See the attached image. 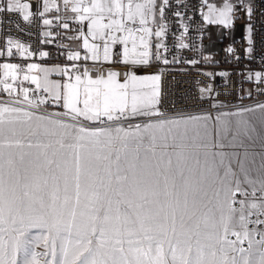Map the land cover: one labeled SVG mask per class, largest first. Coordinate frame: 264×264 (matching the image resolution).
Instances as JSON below:
<instances>
[{"label":"rangeland","instance_id":"obj_1","mask_svg":"<svg viewBox=\"0 0 264 264\" xmlns=\"http://www.w3.org/2000/svg\"><path fill=\"white\" fill-rule=\"evenodd\" d=\"M79 26L82 32L72 35L87 32L91 42L90 25ZM104 27L94 20L93 34L103 35ZM110 67L125 71L109 65L96 73ZM68 92L76 115L69 113L67 123L0 125L2 264H264L256 226L249 231L232 204L237 186L264 180L262 138L232 148L230 136L221 139L217 129L224 151L250 152L241 166L213 147L210 122L148 120L155 101L147 89L121 91L113 77ZM77 98L83 109H76ZM102 116L108 126L90 123ZM137 238L138 244L128 242Z\"/></svg>","mask_w":264,"mask_h":264},{"label":"snow or ice","instance_id":"obj_2","mask_svg":"<svg viewBox=\"0 0 264 264\" xmlns=\"http://www.w3.org/2000/svg\"><path fill=\"white\" fill-rule=\"evenodd\" d=\"M13 0H4L0 4V14L14 13L20 15L22 20L29 26H34L38 20L34 19L37 15L52 11L49 8L52 0H40L37 7L43 9V12L37 14L33 11V5L23 2V0H15V8L12 6ZM56 12L61 11V5L55 0ZM63 13L65 17L69 15V9L73 14V19L78 18L76 32L81 33L79 25L87 22L90 25L92 41H101V44L90 43L87 32L80 36L72 37L73 40L79 39L83 49L87 50L83 57L77 51L75 56L72 51L66 54L67 60L70 62L64 67H43L35 62L24 65L14 63H3L2 67L3 78L0 79V96L7 95V99H0V125L9 121H37L56 122L60 124L67 123L71 120L72 115H76L72 108L69 107L71 97L68 92L69 86L79 87L86 80L91 82L99 81L101 84H107L113 77L117 86L121 91H127L129 88H142L149 90L155 103L153 112L157 116L165 115L163 107V75L165 67L168 70L177 69L179 65L195 66L201 62V58L205 62H212L211 56L203 54L202 45L190 44V30L193 29L192 23L188 22L185 17L188 15V10L191 5L188 0H63ZM27 9V11H25ZM199 12L201 22L196 25L194 31L197 33V39H204V24L218 26L223 29H233L235 20L239 18L240 12L244 13L248 24L246 26V41L249 45L245 49L246 58L249 60L255 59L253 53V18L256 12L255 0H199L198 6L195 9ZM264 14V13H262ZM107 18L108 23L104 20ZM173 18L176 19L178 27L182 31L177 33L172 31ZM98 20L105 25L103 35L99 31L93 34V21ZM45 26L52 25V20L43 19ZM3 20L0 19V25ZM61 27L69 28L68 22H61ZM19 29V25H17ZM123 35H120V34ZM44 42L50 43L49 39L52 36L51 32H44ZM169 36L173 37L172 45L168 44ZM92 44L94 51H89L85 46ZM116 45H120V49H116ZM68 47L67 45H61ZM13 49L22 59L32 57L34 53L29 47L21 44L18 40L13 46L10 38L3 50H0V57H14ZM174 49L178 51H174ZM196 51L200 58L187 59L183 57L182 51ZM224 51L232 55L235 49L232 46L224 49ZM171 53V55H169ZM41 59L48 57L49 53L40 52ZM91 61L93 65H119L125 69L123 73L114 70L113 67L106 71L97 73L94 77L89 71V67L78 61ZM235 60L239 61L240 57L235 56ZM165 66V67H162ZM103 68V67H102ZM261 68H264V60L261 61ZM154 69V71H150ZM183 72V68H179ZM21 74L22 79H21ZM209 77H213L212 73H203ZM217 76L228 77L232 73L220 72ZM244 75V73H238ZM52 76L60 77L59 81H53L49 78ZM123 77V78H121ZM214 78V77H213ZM247 80L253 82L258 89L256 95H264V71L247 72ZM23 82L34 85L24 86ZM39 93V95H37ZM249 92V97H251ZM219 93H213L211 85L206 88L199 89L198 101L202 104L207 103L208 107L217 114L212 115L211 111L201 110L197 113L190 112H172L171 115L176 120L184 121H203L206 124L211 123L213 128V137L215 149L224 157H234L238 165L243 164L244 159L250 154L245 150L242 154L239 152H226V145L222 142L217 143L215 135L219 129V135L223 139L225 133L230 136L229 145L232 148L244 147V141L255 142V138H262L264 142V101H258L253 106L241 105L239 110H234L231 106H225L223 103L217 102ZM242 99V97L240 98ZM55 107L58 111L50 112L49 108ZM77 110L83 109L84 102L79 98L75 101ZM63 116V120H58V117ZM128 119H136V117H127ZM102 119H107L104 117ZM90 123H99V121H90ZM259 129V131H258ZM29 146H31L29 144ZM255 184H259L256 187ZM235 199L232 201L234 209L239 211L241 219H247L249 231L252 228L249 225L254 224L255 232L253 236L256 243L264 252V180L254 181L253 185L245 186L241 189L237 186L234 192ZM237 197H240L237 199ZM238 235V233L236 234ZM99 239L103 242L106 237L102 234ZM130 244L140 243L139 238L130 239ZM114 243L120 244L121 240L117 234L114 238ZM240 243H245L241 240ZM248 247L252 246V238L246 242ZM2 264V262H0ZM125 264H128L126 261Z\"/></svg>","mask_w":264,"mask_h":264},{"label":"built area","instance_id":"obj_3","mask_svg":"<svg viewBox=\"0 0 264 264\" xmlns=\"http://www.w3.org/2000/svg\"><path fill=\"white\" fill-rule=\"evenodd\" d=\"M23 2L30 3L33 5V11L37 14L43 12V9L37 7L40 4V0H23ZM57 3L61 5V11L56 12L55 10V0H52V3L49 5V8H53L52 11L44 14L43 16L37 15L34 19H37L38 22L34 26H29L24 22L20 15L14 13H4L0 14V19L3 20V24L0 25V50H3L4 46L7 43V39L10 38L13 42V46L18 40L21 44L29 47L30 51L34 53L32 57L27 59H22L19 54L16 53V50L13 49L14 57L8 58L0 57V64L3 63H14L17 65H24L25 69L27 64L35 62L37 64L46 63L49 66H54L61 64L63 67L68 66L70 62L66 58V54L72 51V54L75 56V53L79 51L81 56L88 54L86 49H83L82 44L79 47L74 46V37L71 31H76L77 20L73 19V15L69 9V15L65 17L63 13V0H56ZM4 3V0H0V4ZM199 0H188V4L191 5V8L188 10L187 21L192 23L193 29L189 33V42L190 44H200L202 49L205 43L206 37L202 41L197 39V33L194 31L197 24L201 22V17L199 12H196L195 9L198 6ZM256 12L253 18V53L252 56L255 58L249 60L246 58L245 49L249 46L246 40H242L230 45L222 46V49L218 56V61L216 63H204L201 58V62L195 66L190 65H179L177 69L168 70L165 67L163 75V107L166 110L165 115L157 116L153 111L148 113L149 119H165L173 118L169 115L172 112H190L197 113L201 110L211 111L212 109L208 107L207 103H201L198 101L197 97L199 95L200 88H206L211 85L213 93H219L217 102L223 103L225 106H231L233 109L241 107V105H250L255 104L258 101H264V95L257 96L256 93L258 89L256 88L253 82L247 80V72L249 70L254 71H264V68H261V61L264 60V0H255ZM12 5L15 8V0H13ZM47 18L52 20V25L45 26L43 24V19ZM238 19H247L244 17V13L240 12ZM70 23V30L64 29L61 27V22ZM248 23V21H247ZM23 29L20 31L17 29ZM205 30V24H204ZM51 32L52 36L49 38L50 43L44 42L45 38L43 36L44 32ZM172 31L179 34L182 29L178 27L176 19L173 18ZM79 35V33H77ZM122 34V33H121ZM96 41H92L93 43ZM102 43V42H101ZM173 37L169 36L168 44L172 45ZM67 45L68 47H62L61 45ZM88 49L90 44L85 45ZM232 46L235 49V53L232 55L227 54L224 49ZM120 45H116V49H120ZM90 51V49H89ZM174 51H178L174 49ZM47 52L49 53L48 57L41 59L39 53ZM171 55V53L169 54ZM183 57L187 59H192L194 57L200 58L199 53L196 51H182ZM240 57L239 61L235 60V56ZM77 63L87 64L89 71L96 76V71L104 68L100 65H93L89 61H78ZM119 66V65H118ZM183 68L184 71L181 72L178 69ZM154 70V69H152ZM220 72L232 73L228 77H222L215 75ZM203 73H212L213 77L204 75ZM238 73H244V75H238ZM25 86H30L28 83ZM34 88V85L30 86ZM247 90V93H245ZM249 92H251V97H249ZM39 95V93L37 94ZM242 97V99H240ZM105 116L100 118L101 126H108L111 123L109 118L102 119Z\"/></svg>","mask_w":264,"mask_h":264},{"label":"crops","instance_id":"obj_4","mask_svg":"<svg viewBox=\"0 0 264 264\" xmlns=\"http://www.w3.org/2000/svg\"><path fill=\"white\" fill-rule=\"evenodd\" d=\"M247 24L248 23L246 20L237 18L235 20L234 30L233 29L226 30L221 27L207 25L205 23L206 39H205V43L203 46V54L206 56H211L212 61L217 62L222 46L234 44L236 42L242 41L243 39L246 40L245 37L247 33L245 29H246ZM207 63H212V62H207ZM44 66H47L49 68L57 67V66L63 67L61 64L54 65V66H49L48 64H46ZM0 70H1L0 77H3L2 67H0ZM21 79H22V76H21ZM50 80L58 81V76H52L50 77ZM23 83H27V82H23Z\"/></svg>","mask_w":264,"mask_h":264},{"label":"bare ground","instance_id":"obj_5","mask_svg":"<svg viewBox=\"0 0 264 264\" xmlns=\"http://www.w3.org/2000/svg\"><path fill=\"white\" fill-rule=\"evenodd\" d=\"M185 19L187 20V16L185 17ZM204 33H205L204 37H206V32H205V30H204ZM246 106H247V105H246ZM212 115L215 116V112L212 113Z\"/></svg>","mask_w":264,"mask_h":264}]
</instances>
